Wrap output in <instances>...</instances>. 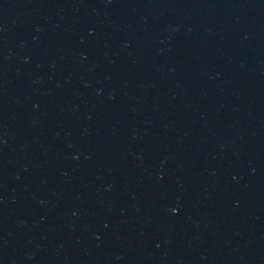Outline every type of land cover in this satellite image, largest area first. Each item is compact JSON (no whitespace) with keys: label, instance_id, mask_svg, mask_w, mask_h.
Masks as SVG:
<instances>
[{"label":"water","instance_id":"water-1","mask_svg":"<svg viewBox=\"0 0 264 264\" xmlns=\"http://www.w3.org/2000/svg\"><path fill=\"white\" fill-rule=\"evenodd\" d=\"M0 264H264V0H0Z\"/></svg>","mask_w":264,"mask_h":264}]
</instances>
